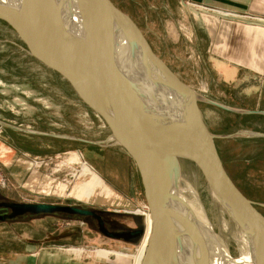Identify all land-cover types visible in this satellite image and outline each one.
Listing matches in <instances>:
<instances>
[{
	"label": "rangeland",
	"instance_id": "374dc122",
	"mask_svg": "<svg viewBox=\"0 0 264 264\" xmlns=\"http://www.w3.org/2000/svg\"><path fill=\"white\" fill-rule=\"evenodd\" d=\"M111 1L136 24L155 55L197 93V105L227 173L264 216V73L222 82L204 61L196 10L185 0ZM110 136L108 126L70 83L34 58L0 19V198L109 208L120 211L118 220L130 226L134 214L145 224L146 234L149 212L139 172ZM181 163L178 169L196 185L212 230L224 235L236 259L237 244L223 229V222L233 225V218L219 205L202 172L189 161ZM104 188L111 192L108 201ZM85 191L88 197L83 196ZM25 220L31 221L33 236L57 228L68 235L67 228L80 225L84 237L64 240L75 252L83 245L107 250V256L125 264H135L145 238V234L138 241L109 238L78 216L61 219L43 212ZM43 220H50L47 226Z\"/></svg>",
	"mask_w": 264,
	"mask_h": 264
},
{
	"label": "water",
	"instance_id": "95a60500",
	"mask_svg": "<svg viewBox=\"0 0 264 264\" xmlns=\"http://www.w3.org/2000/svg\"><path fill=\"white\" fill-rule=\"evenodd\" d=\"M19 1L18 6L15 0L0 1V19L15 31L34 58L70 83L78 98L108 126L111 139L135 163L151 217L141 264H180L173 235L177 216L171 206L176 194L170 191L178 184V159L192 162L229 217L264 243V216L227 173L214 135L197 105V93L155 55L127 15L111 0ZM40 4L46 6L54 25L44 18ZM121 41L127 46L131 71L122 66ZM143 63L157 75L154 79L158 85H168L182 97L187 113L184 122L161 116L142 82L131 76L132 72L139 73ZM162 113L170 114L166 110ZM11 205L32 213H92L46 203ZM139 226L144 234L145 224Z\"/></svg>",
	"mask_w": 264,
	"mask_h": 264
},
{
	"label": "crops",
	"instance_id": "0c3cea01",
	"mask_svg": "<svg viewBox=\"0 0 264 264\" xmlns=\"http://www.w3.org/2000/svg\"><path fill=\"white\" fill-rule=\"evenodd\" d=\"M185 2L196 10L197 40L204 61L222 82L229 84L238 78L264 73V0ZM25 219L19 223L0 221V264H125L116 256H107V250H92L83 245L75 252L64 240L75 242L73 239L84 237L80 225L76 226L77 233L76 228L70 227L68 235L57 228L49 234L40 232L33 236L31 221L27 223ZM43 221L47 226L50 220Z\"/></svg>",
	"mask_w": 264,
	"mask_h": 264
},
{
	"label": "bare ground",
	"instance_id": "6f19581e",
	"mask_svg": "<svg viewBox=\"0 0 264 264\" xmlns=\"http://www.w3.org/2000/svg\"><path fill=\"white\" fill-rule=\"evenodd\" d=\"M9 2V0H0ZM14 0H10L13 3ZM19 0H15L14 4L18 6ZM30 2V1H29ZM28 2V3H29ZM41 3V2H40ZM40 11L49 24L52 18L44 4L39 5ZM121 63L127 71L129 68V55L126 51L125 42L120 44ZM131 76L137 81L142 82L144 91L148 95L149 101L155 104V109L161 116L174 119L179 122H184L187 118V113L182 104V97L178 92L168 85H158L155 82V73L149 69L144 63L138 74L132 72ZM154 81V82H153ZM157 84V85H155ZM168 111L170 114L165 115L162 111ZM182 165L186 159H178ZM177 161V163H179ZM190 162V161H189ZM192 163V162H191ZM182 168V167H181ZM189 169V167H188ZM192 168L190 167V170ZM178 184L172 186L170 191L176 194L175 202H171L177 218L173 222V235L175 236L176 245L179 249L180 264H264V243L257 240L246 233L234 221L233 225L224 223L223 229L228 232V236L233 238L238 247V257L233 259L230 255L229 248L226 244L227 239H224L222 233L216 234L212 230V226L206 217L201 200L198 196L196 185L192 180L179 171ZM110 191L104 188L102 195L107 196V201L110 198ZM88 191L83 193V196L88 197ZM103 197V198H104ZM228 222V221H227ZM231 222V223H232ZM151 231L150 214L146 216V234L144 242L139 246V253L136 255L135 264H141L144 255L145 245L148 243ZM143 234V237H144Z\"/></svg>",
	"mask_w": 264,
	"mask_h": 264
},
{
	"label": "flooded vegetation",
	"instance_id": "af4514ba",
	"mask_svg": "<svg viewBox=\"0 0 264 264\" xmlns=\"http://www.w3.org/2000/svg\"><path fill=\"white\" fill-rule=\"evenodd\" d=\"M13 203H46V204H55L61 206H75L81 209H88L92 211L90 214H78L71 213L69 211L63 210L60 212H51L53 214H58L61 219L63 218H72V217H81L83 222L89 227L97 230L103 235L117 239V240H127V241H138L143 233L140 232L139 224H142L140 217L130 215L134 220V225L130 226L122 223L118 220V216H122L120 211L113 209L98 208L94 206H83L78 203H64V202H15L9 199L0 198V221L1 220H16L23 219L29 215H40L42 213H32L30 211H23L19 206H12Z\"/></svg>",
	"mask_w": 264,
	"mask_h": 264
}]
</instances>
